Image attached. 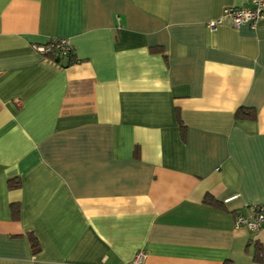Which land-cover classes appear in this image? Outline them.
<instances>
[{
  "label": "crops",
  "instance_id": "1",
  "mask_svg": "<svg viewBox=\"0 0 264 264\" xmlns=\"http://www.w3.org/2000/svg\"><path fill=\"white\" fill-rule=\"evenodd\" d=\"M231 6L0 0V264H254L264 19L207 28ZM53 36L70 64L33 49Z\"/></svg>",
  "mask_w": 264,
  "mask_h": 264
},
{
  "label": "built area",
  "instance_id": "2",
  "mask_svg": "<svg viewBox=\"0 0 264 264\" xmlns=\"http://www.w3.org/2000/svg\"><path fill=\"white\" fill-rule=\"evenodd\" d=\"M224 17H228L234 27L248 24L251 28H254L257 21L264 19V0H250V6L248 7H225L222 16L207 22V28L214 30ZM32 47L44 56L50 53L60 58H66L67 54L73 51V47L67 38L56 36L50 37L48 41L42 44L33 43ZM251 211L249 218L237 215L235 224L244 225L252 231H257L264 224V203L251 206ZM143 258V252L138 251L131 260L124 264H141Z\"/></svg>",
  "mask_w": 264,
  "mask_h": 264
},
{
  "label": "trees",
  "instance_id": "3",
  "mask_svg": "<svg viewBox=\"0 0 264 264\" xmlns=\"http://www.w3.org/2000/svg\"><path fill=\"white\" fill-rule=\"evenodd\" d=\"M72 52L67 54V57L69 59H68L67 63H65L66 65L70 64L73 61L72 60ZM46 57H48L50 59H53L54 61L61 62V58L57 57V56H54L53 54H50V53L46 54ZM245 110L246 109H244L243 107H239L235 111V117H237V118H253L255 116V113L253 111H251L249 113V112H246ZM181 128L183 129V125H181ZM19 184H20V182H19L18 179H9L7 181V185H8L9 188L17 187V186H19ZM203 201L205 203H208V204L213 205V206H217V207L220 206L218 201L215 200L209 194H206L204 196ZM11 208H12V212L14 214H16L17 213V208H18L17 205L16 204H11ZM29 241H30L32 249L36 250L38 245H37V241H36V239H35V237L33 235H31L29 237ZM252 261H253L254 264H264V250H262V246L260 245V243H254L253 251H252ZM224 264H231V262L230 261H226Z\"/></svg>",
  "mask_w": 264,
  "mask_h": 264
}]
</instances>
